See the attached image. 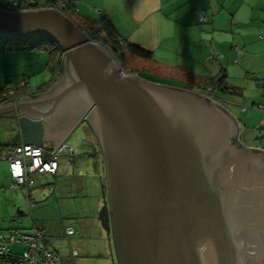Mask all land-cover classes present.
Here are the masks:
<instances>
[{"label":"water","instance_id":"obj_1","mask_svg":"<svg viewBox=\"0 0 264 264\" xmlns=\"http://www.w3.org/2000/svg\"><path fill=\"white\" fill-rule=\"evenodd\" d=\"M0 39L60 46V79L0 117L44 121L55 150L79 125L93 131L113 264H264V149L240 143L218 100L124 74L58 9L0 7Z\"/></svg>","mask_w":264,"mask_h":264},{"label":"crops","instance_id":"obj_2","mask_svg":"<svg viewBox=\"0 0 264 264\" xmlns=\"http://www.w3.org/2000/svg\"><path fill=\"white\" fill-rule=\"evenodd\" d=\"M25 1L37 3L39 8L73 1L75 9L66 12L73 13L75 21L68 17L81 25L100 16L107 17L123 42L152 54L148 60L129 56L130 73L139 76L143 71L160 77L158 79L165 77L184 84L182 88L218 100L237 122L240 143L244 147L264 149V0H21L13 3ZM199 12L207 16L205 24L198 23ZM2 46L6 48L0 50V76L4 80L0 88L27 77L32 87L42 91L28 98H37L52 87L59 62L54 64L48 52L29 50L28 46ZM189 86L191 88H186ZM15 115L0 117V156L22 143L44 142V121L40 125V121L25 114ZM81 126L86 129L87 147L82 151L70 145L77 151V163L70 165L63 161L58 172L40 178V184L50 183L51 177L62 192L66 191L67 179L82 188L81 174L87 173L92 161L98 185L105 183L103 154L96 136L89 133V126L79 125L66 138V143ZM49 141L44 144L55 146L54 141ZM86 152L92 154L89 161L84 157ZM7 165V161L0 160V174L5 171L0 184L3 182L10 188ZM4 195L5 202L0 203L3 210H0V232L14 227L30 231L34 224L29 212L25 215L21 210L20 197L11 192ZM9 204L16 210L9 209ZM102 204L101 196L95 210ZM32 205L29 199L27 208L31 209ZM24 250L22 246L12 247L15 253Z\"/></svg>","mask_w":264,"mask_h":264},{"label":"rangeland","instance_id":"obj_3","mask_svg":"<svg viewBox=\"0 0 264 264\" xmlns=\"http://www.w3.org/2000/svg\"><path fill=\"white\" fill-rule=\"evenodd\" d=\"M16 1L21 0H0V6L7 10H12V8H14L13 2ZM67 15L75 21L73 13H67ZM1 48L4 50L6 47L2 46ZM1 61L2 60H0V63ZM127 70L129 69L127 68ZM139 74L143 79H146V77L147 79H157L159 82L156 83L159 84H166L180 88L185 87L184 84L168 80L165 77L158 79L160 77L151 74L149 75V73L146 74L143 71ZM60 76L61 72H59V76L55 83L60 79ZM22 79L13 83H18ZM149 79L148 81H151ZM3 81L4 80H2L0 76V84L3 83ZM186 88L191 87L189 86ZM90 132L94 136L93 131L89 128V133ZM85 134L86 129L84 126H81L70 137L67 143L75 146L77 150L81 149L83 151V149L87 147ZM86 153L87 154H85L84 157L89 161V157L92 154L90 155V153ZM93 163V161L91 164L87 163L88 166L93 169L88 168L87 173H84L83 171L81 174L84 188L75 186V181L67 179V187H65L66 191L62 192L59 190L56 183L52 181L51 177H49L50 183L47 181L48 184H40V178L44 179L48 176L45 174L37 176L38 179L36 185L29 191L30 202L33 203L31 209L27 208L28 200L25 193L17 189H10L8 188V184L4 185L3 182L0 184L1 205L5 202L6 195H4V192H7V194L11 192L15 196L20 197L22 203L19 206L23 207L21 210H23L25 215L29 212L28 216L30 215V219L35 228L44 232L47 240L60 252V255L62 256L61 264H73V260L69 257L70 248L79 253V257L76 260L77 264H113L105 232L98 221L100 209L97 211L95 210V207H97V201L103 196V189L102 186L98 185L99 178L95 174L96 170L94 169ZM6 170L9 171L7 168ZM3 174H5V171H3ZM3 174H0V180H3ZM12 206L13 204H9V209H12V211L16 210L14 206ZM0 210L3 211L2 209ZM25 219L29 220L28 217ZM68 227H72L75 231V234L71 237L70 241L67 239ZM15 250L16 249L14 248V251Z\"/></svg>","mask_w":264,"mask_h":264},{"label":"built area","instance_id":"obj_4","mask_svg":"<svg viewBox=\"0 0 264 264\" xmlns=\"http://www.w3.org/2000/svg\"><path fill=\"white\" fill-rule=\"evenodd\" d=\"M21 4L15 3L18 7ZM41 8H53L61 11L75 9L73 1L64 2L56 6H44ZM207 16L199 12L198 23L205 24ZM93 37V35H92ZM92 40V39H91ZM97 41L92 42L100 44ZM101 45V44H100ZM235 46V50L238 51ZM213 58V57H212ZM55 79L58 78L61 71L60 62L56 69ZM124 74L137 75L130 73L123 68ZM42 91L31 86L29 78H24L20 82L7 86L0 93V107L8 103L16 104L22 98L32 97ZM213 99V98H211ZM78 156L75 148L65 143L55 150L52 145H35L22 143L14 146L9 150L1 153L0 160L7 161L11 176L10 188L17 189L26 194L29 198V191L36 185V177L39 175L56 174L63 161L73 164ZM75 234L72 227L67 228V239L70 241ZM13 246H22L25 250L22 253L12 251ZM69 257L73 260V264H77L76 260L79 253L70 248ZM62 256L53 245L47 240L44 232L32 226L30 231L22 228L14 227L7 231L0 232V264H61Z\"/></svg>","mask_w":264,"mask_h":264},{"label":"trees","instance_id":"obj_5","mask_svg":"<svg viewBox=\"0 0 264 264\" xmlns=\"http://www.w3.org/2000/svg\"><path fill=\"white\" fill-rule=\"evenodd\" d=\"M20 4L21 5L16 8L23 10H36L39 8V5L37 3H34L33 1L20 2ZM65 14L67 15L66 11ZM74 24L78 26L81 30H83L89 36L90 39L97 41V37L100 38L98 42H100L101 46H103L109 52V54L113 57V59L117 62L120 67L126 70L127 60L129 56L147 60L152 58L151 52L144 50L138 46L126 44L125 42H123L118 37V34L111 21L105 16H100L98 19H93L92 22L85 23L84 25L76 23ZM2 45H10L14 47L28 46L27 48L29 50H44L48 52L50 59L52 62H54V64L57 65L58 62H61L62 50L56 42L50 39H41L31 43H25L13 39H0V50H2ZM149 80L155 83L159 82L157 81V79ZM12 84L15 83H11V85ZM7 86L10 85H6L5 87L0 88V93H2ZM77 159L78 156L76 157V161L72 165H75L77 163Z\"/></svg>","mask_w":264,"mask_h":264},{"label":"clouds","instance_id":"obj_6","mask_svg":"<svg viewBox=\"0 0 264 264\" xmlns=\"http://www.w3.org/2000/svg\"><path fill=\"white\" fill-rule=\"evenodd\" d=\"M40 9V8H39ZM64 12V14H65V11H63ZM66 15V14H65ZM60 64H61V62H60ZM62 70V69H61ZM61 72V71H60ZM138 76V75H137ZM211 99V98H210ZM211 100H214V99H211Z\"/></svg>","mask_w":264,"mask_h":264},{"label":"flooded vegetation","instance_id":"obj_7","mask_svg":"<svg viewBox=\"0 0 264 264\" xmlns=\"http://www.w3.org/2000/svg\"><path fill=\"white\" fill-rule=\"evenodd\" d=\"M60 66H61V69H62V65H61V64H60ZM25 98H26V97H25ZM25 98H22V99H25ZM27 98H28V97H27ZM22 99H21V100H22Z\"/></svg>","mask_w":264,"mask_h":264}]
</instances>
